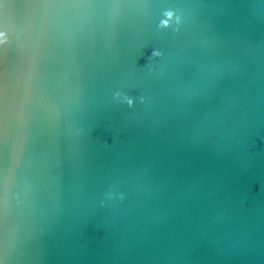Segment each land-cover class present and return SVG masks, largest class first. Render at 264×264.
Segmentation results:
<instances>
[{
    "label": "water",
    "instance_id": "obj_1",
    "mask_svg": "<svg viewBox=\"0 0 264 264\" xmlns=\"http://www.w3.org/2000/svg\"><path fill=\"white\" fill-rule=\"evenodd\" d=\"M0 264H264V0H0Z\"/></svg>",
    "mask_w": 264,
    "mask_h": 264
}]
</instances>
